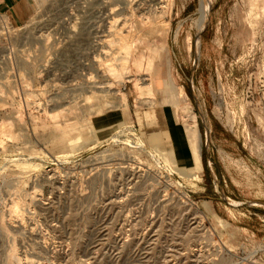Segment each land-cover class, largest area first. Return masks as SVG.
Listing matches in <instances>:
<instances>
[{
    "label": "rangeland",
    "instance_id": "obj_1",
    "mask_svg": "<svg viewBox=\"0 0 264 264\" xmlns=\"http://www.w3.org/2000/svg\"><path fill=\"white\" fill-rule=\"evenodd\" d=\"M31 10L0 32V264H264V206L230 204H264V0Z\"/></svg>",
    "mask_w": 264,
    "mask_h": 264
},
{
    "label": "crops",
    "instance_id": "obj_2",
    "mask_svg": "<svg viewBox=\"0 0 264 264\" xmlns=\"http://www.w3.org/2000/svg\"><path fill=\"white\" fill-rule=\"evenodd\" d=\"M35 4V0H0V12L8 14L16 24L24 25L34 15L31 5Z\"/></svg>",
    "mask_w": 264,
    "mask_h": 264
},
{
    "label": "water",
    "instance_id": "obj_3",
    "mask_svg": "<svg viewBox=\"0 0 264 264\" xmlns=\"http://www.w3.org/2000/svg\"><path fill=\"white\" fill-rule=\"evenodd\" d=\"M210 9H211V6L209 5V8L207 10V18H206V21H205L204 25L202 26V28L197 31V34H196V43L199 41V39H200V37H201V35L203 33V30L205 29V27L207 25L208 18H209V14H210ZM195 52H196L195 53V61H194V65H193L194 68H195V65H196V55H197V51H195ZM190 84H191V88H192V92H193V97H194L195 103L198 106L197 98H196L195 91H194V88H195V86H194V72H192L191 79H190ZM199 114H200V118H201V121H202L203 126H204V129H205V134H206V148L208 149L210 131H209V129L207 127V124L205 122V119H204V117H203V115H202V113L200 111H199ZM208 162H209V164H211V160H210L209 157H208ZM222 195H223V199H225L228 202L229 198L224 193H222ZM230 204L231 205H235V206H237V205H243V204H258V205L264 206L263 203H256V202H246V203H236V204H233V203L230 202Z\"/></svg>",
    "mask_w": 264,
    "mask_h": 264
},
{
    "label": "built area",
    "instance_id": "obj_4",
    "mask_svg": "<svg viewBox=\"0 0 264 264\" xmlns=\"http://www.w3.org/2000/svg\"><path fill=\"white\" fill-rule=\"evenodd\" d=\"M22 26L16 24L8 14L0 12V32L16 35Z\"/></svg>",
    "mask_w": 264,
    "mask_h": 264
},
{
    "label": "bare ground",
    "instance_id": "obj_5",
    "mask_svg": "<svg viewBox=\"0 0 264 264\" xmlns=\"http://www.w3.org/2000/svg\"><path fill=\"white\" fill-rule=\"evenodd\" d=\"M36 1V4H38V5H40L41 4V2H42V0H35ZM205 2V1H204ZM94 4V3H93ZM202 20V19H201ZM202 24V23H201ZM200 25V24H199ZM131 30V29H130ZM132 32V31H131ZM79 38V37H78ZM85 41V40H84ZM138 42V41H137ZM145 57H147V55L145 56ZM143 58V57H142ZM150 58V57H149ZM127 59H129V58H125L123 61L125 62V60H127ZM120 60H121V58H120ZM141 62L143 61V60H140ZM145 61V60H144ZM143 63V62H142ZM126 64V63H125ZM144 64V63H143ZM123 68H124V66L122 67V70H123ZM121 69V68H120ZM125 72V71H124ZM127 73V72H126ZM195 153V152H194Z\"/></svg>",
    "mask_w": 264,
    "mask_h": 264
}]
</instances>
